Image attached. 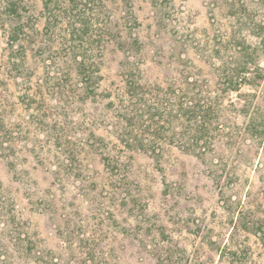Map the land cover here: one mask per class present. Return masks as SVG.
<instances>
[{
	"label": "rangeland",
	"instance_id": "1",
	"mask_svg": "<svg viewBox=\"0 0 264 264\" xmlns=\"http://www.w3.org/2000/svg\"><path fill=\"white\" fill-rule=\"evenodd\" d=\"M27 1L41 32L42 0ZM89 6L101 37L73 50L58 20L34 70L10 71L0 31V264H264V50L260 84L255 71L237 91L217 84L242 45H258L264 0ZM75 58L96 64L92 87L107 96L98 107ZM151 105L163 171L124 144L128 130L153 138L140 131ZM105 157L128 173L108 174Z\"/></svg>",
	"mask_w": 264,
	"mask_h": 264
},
{
	"label": "trees",
	"instance_id": "2",
	"mask_svg": "<svg viewBox=\"0 0 264 264\" xmlns=\"http://www.w3.org/2000/svg\"><path fill=\"white\" fill-rule=\"evenodd\" d=\"M42 0L43 8L45 11L46 25L43 27V31L39 32L34 24L33 15L30 13L29 2L27 0H0V31L6 35V43L9 47L10 54H12V60L9 62L8 58V68L10 71H26L33 69L34 64H38L40 59L44 60V55L47 53V41H45L44 36L55 35L53 29L55 30V25L57 21L67 20L69 30L62 33H56V37H60L65 40L68 34H72L75 37L71 39L73 50L79 49L78 44L87 42L93 35L101 37L103 29L98 27L93 28V17L92 12L89 14L87 9L89 4L93 3L94 0ZM73 9L78 10V14H73ZM77 19V20H76ZM77 21V22H76ZM254 36L259 38L258 45L255 46V49H252L250 46L248 48H240L238 54V60L233 65L224 64L217 70V84L222 89L226 91H237L238 87L244 83L250 74V72L255 71V74H258L259 81L258 84L262 81L261 72L263 69L260 68L258 64V54L259 51L264 50V25L254 24L253 26ZM72 29V31H71ZM71 32V33H70ZM95 33V34H94ZM77 39V40H76ZM62 41V40H61ZM92 44V43H90ZM17 47L16 49H14ZM81 49L86 52L87 49H84L83 45L80 46ZM72 68L75 70L76 75L82 77V82L84 83V94L88 97L89 102L97 106L107 99L105 93L97 92L95 88L92 87V73L91 67L95 64L92 61L90 62L87 58L81 60H73ZM158 106L151 105L147 106V115L150 117V125L144 126L141 125L140 131H150L152 137L149 140H144L141 135L138 133L133 134V130H128V137L125 139L124 144L129 150L141 151L147 157H152L156 162V166L160 171H163L165 165V160L162 159L159 143L157 141L159 137V130L156 126L158 121L155 120L156 116L160 117L161 114L158 112ZM192 113V111H188ZM152 117V118H151ZM130 118V117H128ZM133 119L130 118L129 121ZM130 123V122H129ZM201 131H195L199 133L196 137L189 139V144L187 148L193 149L195 152V145L199 139L204 138V135L208 133L205 131V126L202 124ZM129 133V134H128ZM3 140L0 141V149H4ZM204 156V155H203ZM205 159V158H202ZM103 165L105 166L108 174L116 173H128V167L124 163H119V160L113 161L109 157L103 159ZM99 200L97 197L93 201ZM258 233V238L262 244H264V225H259L255 229Z\"/></svg>",
	"mask_w": 264,
	"mask_h": 264
}]
</instances>
